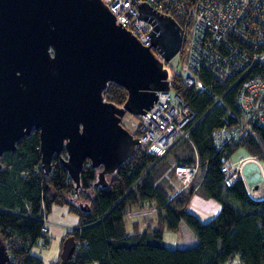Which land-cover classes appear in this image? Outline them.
Instances as JSON below:
<instances>
[{"label":"trees","instance_id":"obj_1","mask_svg":"<svg viewBox=\"0 0 264 264\" xmlns=\"http://www.w3.org/2000/svg\"><path fill=\"white\" fill-rule=\"evenodd\" d=\"M174 19L183 26L178 16ZM178 54L181 59L182 48ZM202 74L207 90L199 93L184 85L178 75L169 81L174 92L192 107L194 121L188 137L174 143L167 154L176 163L198 162L189 184L176 194L171 195L164 178L158 179L172 163L167 154L156 157L140 146L120 162L105 186L91 184L95 169L84 161L76 192L57 155H52L51 169L43 174L36 128L22 134L14 149L4 151L0 156V237L8 254L6 264H43L30 249L48 244L49 235L41 230L42 217L57 203L65 204L78 218L76 226L65 234L75 239L66 264H87L91 260L98 264H217L230 256L243 264H264V196L251 198L238 177L224 185L219 169L222 157L229 156L237 146L250 153L263 150L264 127L256 125L255 136L245 135L224 142L222 149L215 148L211 130L224 118L231 121L238 110L232 90L222 95L221 104H212L210 92L221 93L224 85L208 73ZM125 95L126 89L113 81H107L102 91L104 100L115 104H121ZM67 192L74 202L65 196ZM195 192L219 201L216 213L206 221L186 209ZM76 195L80 201L89 202V210L77 206ZM143 202L155 205L156 216L143 229L133 224L128 232L123 215L133 204L140 206ZM180 221L195 235V243L164 246L162 230H175ZM58 259L49 264H59Z\"/></svg>","mask_w":264,"mask_h":264},{"label":"water","instance_id":"obj_2","mask_svg":"<svg viewBox=\"0 0 264 264\" xmlns=\"http://www.w3.org/2000/svg\"><path fill=\"white\" fill-rule=\"evenodd\" d=\"M136 13L152 24L145 45L114 21L101 0H0V156L33 127L44 175L55 154L73 191L85 160L95 169L91 184L106 185V175L139 142L119 117L144 112L156 90L169 88L166 70L148 45L165 61L181 46L182 28L171 15L144 0ZM107 81L126 89L121 104L102 98ZM75 197L82 211L89 210V202ZM74 246L72 234L62 238L59 264H66ZM7 258L0 237V264Z\"/></svg>","mask_w":264,"mask_h":264},{"label":"built area","instance_id":"obj_3","mask_svg":"<svg viewBox=\"0 0 264 264\" xmlns=\"http://www.w3.org/2000/svg\"><path fill=\"white\" fill-rule=\"evenodd\" d=\"M101 1L114 14L116 23L120 22L142 45L149 43L145 33L152 24L136 16L137 3L142 0ZM144 1L159 12L173 18L178 16L183 23L180 42L183 54L178 70L170 59H163L153 44L148 45L161 60L168 83L178 75L184 85L199 93L207 90L202 73H208L213 80L224 85L222 93L210 92L212 104L220 103L223 94L233 91L238 112L232 115L231 121L224 118L222 124L213 127L210 132L212 145L222 149L226 141L240 140L245 135L255 136L254 126L264 127V0ZM156 97L144 112L136 115L127 111L119 120L139 141L136 146L161 157L174 143L188 137L194 111L170 85L167 90H156ZM129 123H132L131 129L127 128ZM229 156L222 157L219 165L223 183L228 185L238 177L247 195L253 199L262 198L264 192L260 193L256 185L246 183L242 166L247 161L253 162L263 178L264 188V149L257 153L248 152L236 161ZM197 166V160L183 164L172 161L158 179L164 178L168 182L173 195L190 182ZM42 220L41 230L47 232L48 219L44 216ZM87 264L98 263L91 260ZM217 264L243 263L236 256H230Z\"/></svg>","mask_w":264,"mask_h":264},{"label":"crops","instance_id":"obj_4","mask_svg":"<svg viewBox=\"0 0 264 264\" xmlns=\"http://www.w3.org/2000/svg\"><path fill=\"white\" fill-rule=\"evenodd\" d=\"M255 185L259 188L260 193L264 192L263 186L260 187L257 184ZM255 185L253 184V186ZM218 207H219L218 201H215L213 198L203 197L198 193H195L190 196L186 209L191 213L197 215V217L200 220L206 221L216 213ZM140 211L142 210L138 205L136 208L132 207L131 214L134 213L135 216V214L137 213L139 215V219H135V218L132 219V221L130 222V230L126 229L124 223L125 229L128 232L132 230L133 224H135L138 228L139 227L142 228L144 226H142L141 224L143 223L146 224V221L148 220L151 221V219H153L154 216L150 218L151 216L149 215L145 216ZM45 217L46 219H48L47 229H46L49 235L48 244L43 248L39 246L32 247L30 251L39 255L43 264H49L50 260L59 257L58 255L62 243V238L65 236L66 232L69 231L70 227L76 226L78 222V218L77 215L74 212L70 211L65 204H58V203L51 205L50 210L49 212L46 213ZM179 226L180 224L178 222L177 228ZM161 235L164 246L165 245L170 247L179 246L176 244L179 238L176 237L177 235H174L172 232H168V229L164 228L161 232Z\"/></svg>","mask_w":264,"mask_h":264},{"label":"rangeland","instance_id":"obj_5","mask_svg":"<svg viewBox=\"0 0 264 264\" xmlns=\"http://www.w3.org/2000/svg\"><path fill=\"white\" fill-rule=\"evenodd\" d=\"M170 61L175 66L176 70H178L180 68L181 59L179 58V54L176 53L173 57L170 58ZM131 119L136 120L133 117H131ZM127 128L131 129L132 123H129L127 125ZM247 153H248V151L247 150L245 151V149L242 146H237L235 148V150L230 154L229 158H231L232 161H236L239 158V156H246ZM167 157L172 162V158H171L170 154L169 155L167 154ZM242 168H243L242 169L243 178H245V181L247 184H251V185L257 184L260 187L263 186V178H261L260 172L253 162L247 161L246 163L243 164ZM110 175H111V173L106 175L107 180L109 179ZM195 193H197V192H195ZM199 195H201V194H199ZM209 198H212V197H209ZM215 201H217V200H215ZM132 207L136 208L137 205L133 204L129 209H127L125 211V213L123 215L124 216V223H125L127 230H130V222L132 221V219H134V218L139 219V215L137 213L135 214V216H134V213L131 214ZM139 207L141 208L142 211H140V212H142L143 215H145V216L149 215V216H151L150 218H152L153 216L154 217L156 216L155 213H156L157 209H156L154 204H151L149 202H143L142 205H140ZM153 211H155V212H153ZM147 219H145V220H147ZM146 222H149V220ZM179 224H180V226L178 228H175V230H168V232H172L174 235H177L176 237L179 238L176 244L179 246H186V245H190V244L195 243L196 237H195V235H193L191 233V231L187 227V225L183 224L181 221L179 222ZM141 225L144 227L146 226L144 223ZM142 228L139 227V229H142ZM41 248H43V247H41ZM41 248H39V249H41Z\"/></svg>","mask_w":264,"mask_h":264},{"label":"bare ground","instance_id":"obj_6","mask_svg":"<svg viewBox=\"0 0 264 264\" xmlns=\"http://www.w3.org/2000/svg\"><path fill=\"white\" fill-rule=\"evenodd\" d=\"M207 84V83H206ZM222 87V86H221ZM209 89V88H208ZM211 91V90H210ZM231 92V91H230ZM222 93V92H221ZM219 94V93H218ZM228 95V94H227ZM224 100V99H223ZM234 102V101H233ZM221 104V103H220ZM215 105H217V104H215ZM211 108V107H210ZM136 149V148H135ZM189 184V183H188ZM225 185V184H224Z\"/></svg>","mask_w":264,"mask_h":264}]
</instances>
